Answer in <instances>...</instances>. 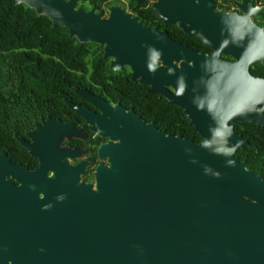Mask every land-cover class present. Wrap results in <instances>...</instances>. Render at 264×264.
I'll list each match as a JSON object with an SVG mask.
<instances>
[{
  "label": "water",
  "instance_id": "obj_1",
  "mask_svg": "<svg viewBox=\"0 0 264 264\" xmlns=\"http://www.w3.org/2000/svg\"><path fill=\"white\" fill-rule=\"evenodd\" d=\"M15 3L47 17L54 28H66L80 45H99L110 69L130 68L131 80L180 107L202 140L168 134L134 110L73 87L102 111L94 116L66 101L93 132L109 139L99 149L109 166H99L96 183L87 185L81 180L86 163L71 166L62 158L74 152L56 143L60 171L50 178L41 170L33 174L44 178L33 191L38 211L28 222L34 237L0 235L3 264H264V178L236 156L249 142L235 125L264 128L255 110L260 82L248 65L233 67L216 54H199L119 10L103 18L76 9L74 0ZM163 14L167 24L179 20L174 9ZM45 126L69 140L82 137L73 122L48 119L28 134L32 143L19 138L44 171L53 166L51 150L37 137ZM8 162L0 155V234L9 208L4 194L11 182L3 175ZM57 178H64L54 182L63 189L53 191Z\"/></svg>",
  "mask_w": 264,
  "mask_h": 264
},
{
  "label": "flooded vegetation",
  "instance_id": "obj_2",
  "mask_svg": "<svg viewBox=\"0 0 264 264\" xmlns=\"http://www.w3.org/2000/svg\"><path fill=\"white\" fill-rule=\"evenodd\" d=\"M74 1L76 9L85 12L93 11L94 14L101 15L103 18H108L114 10L128 13L144 27L156 29L159 32H166L176 42L199 54L207 56L216 54L219 61L233 67H237L236 65L239 63L247 64L251 77L260 82L257 89L259 104L255 110L258 112L261 125L264 126V0ZM173 9L176 10V15L179 18L176 25L167 24L163 14H167ZM183 28H189L197 35L190 36ZM107 61L110 67L111 60ZM126 70L130 72L131 79V70L128 67L116 73ZM90 86L80 89L89 92L95 97H99L112 107L120 105L127 111H135V109L115 103L109 96L103 95L101 90H98L97 83L91 82ZM148 90L149 88L147 92ZM66 101L67 99L65 103ZM68 101L81 109L89 111L94 116L102 114V111L97 106L76 93L73 99ZM136 113L139 114L138 112ZM48 119L59 121V123L63 124L73 122L75 129L82 132V137H74L69 140L60 129L53 126H45L37 137L39 142L42 143L44 141L46 147L51 150L49 152L51 155L50 162L53 166L46 168L44 171L41 168L40 160L29 153L23 143L19 141V138H22L27 143H32V139L28 134L36 130L37 127L42 126L44 121ZM146 122L152 123L155 121ZM235 131L249 143L250 140L260 139V136L262 137L261 140L264 141V128L259 127L255 123L248 122L242 125H235ZM59 137L63 139L61 142ZM14 138L16 144L10 147L7 145V150L3 151V155H6L9 159L6 167L3 168V175L5 176V181L11 182V189H8L10 193L6 192L4 194L7 198L6 205L9 208L3 218L4 231L0 235H3L6 239L22 237L23 235L21 234H25L26 237L29 235L30 238H33L34 228L33 226L29 228L30 223L28 222L36 217L35 214L38 211V208L34 205L35 197L33 196L35 193L33 191L35 187L40 186V181L44 180V178L35 177L33 174L41 170L40 172L43 173L45 178H50L57 175L58 171H60L57 161L58 155L54 148L56 143H59L61 149H68L74 152L75 157L64 155L62 160H67L71 166H77L82 162L86 163V169L81 175V180L86 182L87 185H94L96 183L95 173L97 168L99 166H109L108 159H101L99 156L100 147L107 144L109 139H104L98 133L93 132L92 126L87 119L77 111L69 108L67 103L65 107L54 110L52 114H48L46 117H41L39 122L34 123L32 128L24 130L21 135H14ZM12 166L16 167V170H21L22 173L14 171L11 168ZM62 179L64 178L52 180L51 189L53 191L63 189V184L54 183ZM19 189L20 191L17 192ZM39 196L41 198L44 197L43 194H39ZM22 206H25V209ZM25 231L27 232L25 233ZM3 261V247L0 244V264H3Z\"/></svg>",
  "mask_w": 264,
  "mask_h": 264
},
{
  "label": "trees",
  "instance_id": "obj_3",
  "mask_svg": "<svg viewBox=\"0 0 264 264\" xmlns=\"http://www.w3.org/2000/svg\"><path fill=\"white\" fill-rule=\"evenodd\" d=\"M91 82L113 102L135 109L148 122L155 121L160 130L201 142L180 107L149 94V87L133 82L129 71L110 69L99 45H80L66 28H54L35 10L16 5L15 0H0V155L7 145L16 144L14 135L65 107V100L75 95L73 87L88 88ZM261 139L250 140L236 156L264 178Z\"/></svg>",
  "mask_w": 264,
  "mask_h": 264
}]
</instances>
